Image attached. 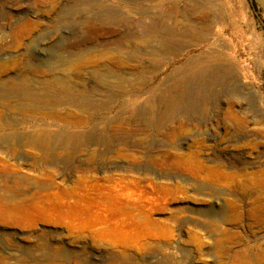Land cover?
<instances>
[{"label":"rangeland","instance_id":"374dc122","mask_svg":"<svg viewBox=\"0 0 264 264\" xmlns=\"http://www.w3.org/2000/svg\"><path fill=\"white\" fill-rule=\"evenodd\" d=\"M2 67L0 264H264V0H0Z\"/></svg>","mask_w":264,"mask_h":264},{"label":"bare ground","instance_id":"6f19581e","mask_svg":"<svg viewBox=\"0 0 264 264\" xmlns=\"http://www.w3.org/2000/svg\"><path fill=\"white\" fill-rule=\"evenodd\" d=\"M206 12V11H205ZM207 21H211V19L209 18V19H206ZM206 22V21H205ZM150 25V24H149ZM192 27H194V26H192ZM150 28H153V26H151ZM180 28V27H179ZM195 28V27H194ZM181 30V29H180ZM211 30H208L205 34L204 33H197L194 37H191L190 35H188V36H190V38H191V41L192 42H198V41H200V40H203L202 39V37H204V36H206V35H209V34H211ZM170 36H179V35H181V36H183V35H185V33L184 32H182V33H179V32H175V31H171V32H169L168 33ZM193 36V35H192ZM154 49V48H153ZM152 49V50H153ZM171 49H173V47L171 48ZM156 54H157V52H156ZM208 68V67H207ZM207 68H199L198 67V70H197V72H199V73H204L205 71H207ZM210 70V69H209ZM7 71V68L6 67H2V68H0V73H5ZM10 83H12L11 82V80L10 79H6V81H5V83L4 84H6V85H8V86H10ZM48 91H52V89H47ZM2 95V94H1ZM12 95V92H11V88H9L8 90H7V95H6V98H9L10 96ZM25 100L27 101V102H29L31 105H34L35 107H37V104H41V103H44V101H46L45 100V98H42V97H39V96H37L33 91H32V93L31 94H28L27 96H26V98H25ZM49 100V99H48ZM173 100H175V98H173ZM90 101V100H89ZM165 101V100H164ZM169 101H171V97L169 98ZM4 103H6L5 101H4ZM86 103V102H85ZM99 103V102H98ZM164 103V102H163ZM97 104V103H96ZM100 104V103H99ZM65 106H71V107H77V108H80V110H84V105H83V103H76V102H73V101H69V100H67L66 102H60V103H57V105H48V106H45V107H43V108H45V110H47V111H49V114L54 118V119H57V120H68V118H69V115L68 114H65V113H62L61 112V109H62V107H65ZM85 111V110H84ZM70 121V120H69ZM83 123V120L82 119H79V118H77L76 120H75V125H81ZM10 128V125H9V123H6L5 122V128L4 129H9ZM8 140V139H7ZM41 142H42V144L43 145H41V146H46L47 144H48V142L44 139V140H41ZM1 213L2 214H4V215H7V216H9V217H12L13 215H17V213H18V210H17V208L16 207H7L6 208V210L5 209H2L1 210ZM48 261V260H47Z\"/></svg>","mask_w":264,"mask_h":264}]
</instances>
